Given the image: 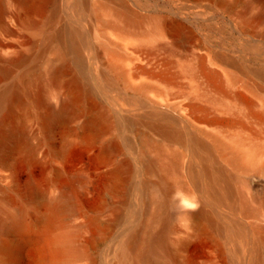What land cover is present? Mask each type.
Returning <instances> with one entry per match:
<instances>
[{"label": "bare ground", "instance_id": "1", "mask_svg": "<svg viewBox=\"0 0 264 264\" xmlns=\"http://www.w3.org/2000/svg\"><path fill=\"white\" fill-rule=\"evenodd\" d=\"M74 140L98 145L101 169L115 161L95 214L76 191L91 189L84 171L54 195L30 174L31 219L24 205L0 202V249L11 264L28 241L40 246L39 264H71L77 213L94 230L89 242L125 222L132 264L178 261L193 235L221 236L229 264H261L264 0H0V165L20 151L32 160L43 143L61 157ZM52 172L64 178L61 167ZM135 174L117 204L112 191ZM7 177L14 188L19 176ZM193 196L196 209L181 206Z\"/></svg>", "mask_w": 264, "mask_h": 264}, {"label": "rangeland", "instance_id": "2", "mask_svg": "<svg viewBox=\"0 0 264 264\" xmlns=\"http://www.w3.org/2000/svg\"><path fill=\"white\" fill-rule=\"evenodd\" d=\"M46 13L47 10L44 9L38 15L44 16ZM200 22L202 21H198L197 25L200 24ZM209 22H214L215 26H219L223 22V20L221 18L210 19ZM226 27L227 26L225 25V29L227 30ZM215 36H218L217 39H220L221 34L216 33ZM12 39L13 37L7 38V40ZM223 40L228 41L229 38L225 37L224 35ZM149 134L154 140H160L157 134L152 132H149ZM58 143V137H56V139H53L54 145ZM97 150L98 145H96L93 150L85 147L78 141L74 140L71 142L66 152L61 157H54L50 153L49 145L46 143H43L40 146V149L38 150V152H36L32 160L28 161L25 159V152L20 151L16 153L10 165L6 167L0 165L1 204L5 207H8L12 211H14V209L20 204L24 205L28 211V218L31 219V215L38 207V203L34 202L33 200L28 201V197L26 198L27 177L30 174L34 177L36 176L38 178L37 181L39 180L38 183L41 184L40 187L43 188L49 195H54V193L56 194L58 191L57 187L66 182L65 180L67 179V176L70 173L76 170H80L90 175L91 189L89 192L83 195L81 194V191L78 188V190H76L78 191V198L80 200L82 199L81 201L84 207H86L84 208V210L88 213V215H90V213L95 214L94 210L90 211V207H92V205L96 202L100 194H102V192L104 191V184H106V182L108 183V176L107 173H105V170L111 168L115 163L114 159H110V164L106 168L101 169L98 166L97 160L95 158V152ZM125 156L129 157L132 162L134 161V158L128 156L126 151L124 155H121V157ZM52 166L61 167L65 179L63 177L55 178L52 172ZM11 171L16 172V175L19 176L18 184H16L14 188L11 187L13 185L11 178L7 177V174ZM138 176L139 175L136 174L132 176V178L125 183L124 188L118 186L115 188V191H112L113 199L115 198V201L118 200L117 204L120 205L122 201L126 198V191L128 190L129 184L132 181H135V178L137 179ZM5 185L7 188L5 187ZM9 195L14 197V201L12 200L13 202L4 198ZM24 198H26V200ZM108 209L109 207L104 210L105 213L100 212L102 216L99 214V217L101 219H106L111 216V212ZM85 219V215L77 213L72 215L69 221V227L77 231V253L72 259L71 264H132L133 261H129L123 253L125 245L124 241L127 236V224L125 222L113 226L108 232H106L105 235L98 236L92 242H89L92 232H94V230L92 231V228L87 226L85 223L82 224V222H85ZM175 222L176 221L174 220L170 222V226H175ZM0 237L3 238L2 235ZM218 238L219 239H215L214 236H212L211 238L204 235H193L188 239L187 247L179 255L178 261H167L166 264H229L231 261H228L227 257L222 254L218 244V242H220V245L221 243L223 244L226 242L221 236H219ZM229 251L230 248L228 249V252ZM40 253L41 249L37 242H24L18 253L19 264H39L38 259H40ZM165 262L166 261H164V263ZM0 264H11V261L4 256L1 249ZM261 264H264V261H262Z\"/></svg>", "mask_w": 264, "mask_h": 264}, {"label": "clouds", "instance_id": "3", "mask_svg": "<svg viewBox=\"0 0 264 264\" xmlns=\"http://www.w3.org/2000/svg\"><path fill=\"white\" fill-rule=\"evenodd\" d=\"M196 197L193 196L190 199L188 197H184L180 200V204L182 207L187 209H196L198 207L197 203L195 202Z\"/></svg>", "mask_w": 264, "mask_h": 264}]
</instances>
